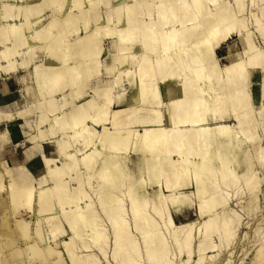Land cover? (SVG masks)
I'll use <instances>...</instances> for the list:
<instances>
[{"label":"bare ground","instance_id":"obj_1","mask_svg":"<svg viewBox=\"0 0 264 264\" xmlns=\"http://www.w3.org/2000/svg\"><path fill=\"white\" fill-rule=\"evenodd\" d=\"M12 1L14 0H4V4L2 3L6 10L2 19L6 23L0 26V41H11L13 46L0 52V60L7 61L6 64H0V73L2 70L5 73L15 70L13 58L26 38L20 28L22 23H17L14 19L16 15L12 14ZM33 1L28 0L29 3ZM73 1V7L79 10V14L71 9L63 18L55 16L52 19L53 16H50L52 20L43 27H37L43 17L40 11L45 5H61L60 0H44L37 8L32 4L28 6V12L24 16V22L34 27L33 35L28 40L29 47L37 48L34 41L45 42L43 46L40 44L42 48H38V51L45 47L49 54L46 59L48 63H41L35 68L44 96H49L46 100L48 110L58 109L54 95L64 93L67 87L71 91L64 93V97L68 95L73 100L82 97L89 80L99 72L103 36L115 38L119 44L117 69L121 71L115 78L116 86L123 83L124 76L131 77L133 70L129 64L137 67L136 74L130 78L137 83V94L133 97L135 102L114 109L108 117L107 106L113 105L114 95L113 88H104L93 90L100 101L92 102L88 98L80 105H73L68 112L70 119L67 115V122L65 116L63 120L55 115L57 118L54 117V121H65L64 125L57 123L62 128L68 124L67 128L72 124L79 127L77 130L72 125L76 132L67 138L63 131L66 126L60 128L65 137L55 140L57 157L45 156L48 173L56 177L53 179L55 187L50 190L35 188L31 179L24 175V167L17 166L14 172L20 174V181L12 176L9 188L14 208H32L35 198L41 206L40 214L59 205L61 216H64L67 227L73 231L70 242L64 243L69 261L71 264H98L96 260H90L89 256L81 258L73 250L77 235L88 229L92 245L99 248L101 254H105L102 242L106 235L103 227L98 225L93 204L86 201L85 205H81V200L89 196H85L84 184L96 177L100 184L101 211L107 213L114 226L113 258L120 259L119 264H142L139 241L133 238L135 236L131 232L130 222L125 218L128 210L124 201L115 194L118 182L125 176L130 179L125 193L132 197L129 207L132 210V226L144 241L146 259L152 264L170 262V246L167 235L162 230V226H165L171 238L174 239L175 235L178 237L179 233L183 235L180 239L175 237L179 239L177 248L179 251L185 248L189 257L193 253L194 239L199 234L203 235L198 241L196 250L201 254L195 264H209L208 259L216 256L208 255L206 251L217 248L209 240L211 233L223 230L230 238L239 226V220L232 216L229 205L231 197L227 190L230 184L236 186L244 180L248 189L252 190L259 183L257 177L240 175L237 169L246 155L244 145L247 142L254 144L255 139L262 143L260 136H257L258 124L254 116L256 108L261 110L260 102H250L246 86L251 85L256 74L261 73L263 52L253 49L249 31L244 35L239 32L244 31L247 26L244 18L237 17L230 10L233 8L231 0H88L89 9L88 5L84 6L85 0ZM233 1L240 15L244 0ZM21 6H17L18 10ZM100 6L106 8L105 14ZM94 9L96 12L91 15ZM31 12H36L38 16L31 18ZM256 19V27L261 26V19ZM80 20H86L83 32L85 37L72 42L69 36L76 29L78 32L77 23ZM260 28L258 30L264 34V27ZM237 32L243 49L237 54L230 51L237 59L231 65L221 68L220 61L215 57L217 46L222 40L233 38ZM74 45L78 47L76 52L73 51ZM60 50L63 52L62 56H59ZM245 53L248 56L244 61L241 57H245ZM163 86L164 89L168 87L167 90L163 91ZM164 100L166 104L162 110L152 106L159 107ZM72 101L66 99V103L64 101L65 104L59 108ZM135 114L147 115L148 121L137 126L131 120L130 125L131 121L127 120ZM101 115L106 116L105 119L100 118ZM96 117L97 120L101 119L102 130L98 131L88 123V120L92 121ZM231 119L236 123H227ZM58 129L52 126L50 136H56ZM65 132L68 133V130ZM76 143H80L83 148L74 147ZM260 143L258 150L262 149ZM132 156H137L134 164L137 165L140 176H135L127 164ZM260 157L264 158L263 153ZM61 160V165L56 163ZM261 161L264 163V160ZM261 166L264 167L262 164ZM5 167L11 172L8 165ZM82 167L85 172H80ZM145 175H148L150 184L154 185L152 191L141 189L147 182ZM263 175L261 178L264 179ZM2 186L1 184L0 188ZM191 188L193 191H187ZM194 203L200 221L175 225L170 207ZM57 217L52 213L47 219L54 222ZM172 226L174 229L171 230ZM61 228V222L55 224L53 238ZM258 229L261 233L264 232V228ZM41 240L45 243V239L41 237ZM87 247L86 245L85 248ZM49 251H52L51 247Z\"/></svg>","mask_w":264,"mask_h":264},{"label":"rangeland","instance_id":"obj_2","mask_svg":"<svg viewBox=\"0 0 264 264\" xmlns=\"http://www.w3.org/2000/svg\"><path fill=\"white\" fill-rule=\"evenodd\" d=\"M43 1L44 0H34L33 3H29L28 0H14L11 2L13 6L11 10L12 14L16 15V18L14 19H16L15 21L17 23H22L20 28L22 30L23 35H25L24 37L26 38L23 39L22 44L18 47V51L13 58L16 65L15 70L9 73H5V71L2 70V72L0 73V185H3L1 187L2 189L0 188V264H71L68 259V252H65L66 248L64 243L70 242L73 237V231L69 229V227H67L65 223L66 220H64L63 218L64 216H61V208L59 207V205L55 206L53 209H51V211L48 210L47 212L45 211L44 214H40L39 210L41 209V206L39 203H37V200L35 198L32 208H14L15 203L10 198L11 191L9 192V190H11L9 188L11 187L10 185L12 181V176H14L15 180L20 181V174L14 171L17 166L21 165L24 167V175L31 179L35 188L44 187L45 189L50 190L51 188L55 187L56 183L54 180L56 179V177L48 173V166L46 165L45 156L57 157L58 154L55 140H58L60 138L63 139L65 137V134L67 135L65 138H67L69 135L75 134L76 130H73L72 127L74 129L79 128L78 126L77 128L76 126L74 127V125L72 124L73 126L70 125V127L72 126L71 130L73 131H69L70 127L67 128L69 124L67 126L65 125L66 129L68 130L67 133L65 132V126L63 127L65 130L61 127V125H64L66 120L68 121V118L70 119L68 112L73 108V105H80L81 102L84 101V99L86 100L88 98L92 99V102L96 100L100 101L101 99L94 95L93 90L113 88L112 94L114 95V103L109 107L107 106V108L109 109L108 117H110L114 109L122 108L135 102V99H133V97H135V95L137 94V83L133 80H130V78L132 79V77L136 74L135 72L137 67L135 66L131 67L129 64L130 69L133 70V73L130 78L124 76L123 83H120L121 85L118 84L119 86H116L114 84L116 76L121 71L120 69H117L119 44H117L115 38H112L110 36H103V38H101L102 53L99 58V72L96 73L91 78V80H89L82 97L76 98L75 100L70 99L71 96L69 97L68 95L64 97V93L68 94V92L71 91V88L67 87L64 93H57L56 95H54L58 109L51 110L49 108L48 110L46 100L49 98V96L46 94L44 96L43 88L41 87V84L38 80L35 68L36 65H46L48 63L46 59H48L49 54L45 47H43V50H40L42 48L40 47V44H42L43 46L45 42L39 41V43L37 41H34L33 44H35V47L37 48L29 47L28 40H30L31 35H33L34 27L31 26L32 24H28L26 23V21L24 22L25 12H28L30 5L33 4V6L35 5L37 8V5H39ZM85 1L86 2H84V6L86 7V5H88L87 8L89 9V2L88 0ZM231 1L233 8L231 7L232 9L230 10L233 12V14L235 13L237 17L244 18V22H246L247 30H240L239 32L244 35L246 31H249L250 35L249 33L248 35L252 40V45L254 44L253 49L256 48V50L263 52L261 57L263 58L262 61L264 62V34L258 30H261V26L264 27V0H244V11L242 10L243 12H239V14L241 13L240 15H238L237 13L239 10L234 4V1ZM60 2L61 5H45L42 8L40 13L43 17L41 22L37 24V27L45 26L55 16L58 18L65 17L69 13V11H71V9L74 11V13L79 14V10L73 7V0H60ZM2 3L4 4V0L0 2V26L6 23L5 20L2 19V16L6 11L5 8H3ZM18 5H22L20 10H18L17 8ZM100 8L104 11L105 14L106 8L101 6ZM236 8L238 11L236 10ZM95 12L96 9L92 10L91 15ZM35 14L31 12V18L38 16L36 12ZM50 16H53L52 19ZM255 16L258 18V20L261 19V26L256 27L257 24L255 23L257 19ZM85 23L86 20H80L77 23L78 32L77 29L75 32L72 31L69 36V40L75 42L80 38L85 37L83 33L85 32ZM62 26L64 28L65 23H63ZM262 29L264 30V28ZM57 30L58 29H56V31ZM237 33H235V35L231 39L227 38L226 40H222V42H220V45L217 46L215 57L217 58V60L220 61L221 68H225L226 66L231 65V62L234 59H237V56L233 55V53L231 54L230 51L233 50L237 54V52L240 53L241 49H243V45L239 37L240 34L238 33V35ZM1 39L2 37L0 35V40ZM12 46L13 45L11 41H8L6 43H1L0 41V52L6 49V47ZM33 48L35 49V52L32 51ZM38 48H40V51H38ZM75 50H78L77 46L73 51ZM245 54V57L244 55L243 57H241L244 61L247 60L248 56V53ZM62 55L63 52L60 50L59 56ZM6 62V60H0V64H6ZM21 63L25 64L22 65ZM262 65L263 67L261 69V73L256 74L253 77L251 85L249 84L246 86L247 93H249L250 102L252 104L260 102L261 110L256 108L254 116L256 124H258L257 133L259 135H257V133L256 135L260 136L262 143H260L259 140V142H257V139H255L253 140L254 144L247 142V144L244 145L243 151H246V155L243 157L242 165L237 169V172L240 175L246 174L257 177L256 180L258 179L259 183H257L256 189L254 188L252 190L248 189V187L244 183V180L243 182L241 180L239 185L236 186L235 184H230L227 190V192L229 191V194H227L231 197L229 200V205L232 209V216L239 220V226H237L233 237L230 238L225 235V232H223V230H215L212 233L210 231L212 235L209 234V237L211 235V238L209 240H212V244L215 243L217 245V248L214 251H212L211 249H208L206 251L208 255L215 254L214 256H216L215 258L213 257L212 259H208L209 264H264V232L261 233L258 229L259 227L264 228V179L261 178V175L264 174V169L262 171V168L264 167L261 166V164L264 166V163H262L261 160H264V158L260 159L262 153L264 156V64ZM161 85L162 84H159V86ZM167 88L164 89L163 86V91L167 90ZM39 95H43V97ZM66 99L69 102H71L72 100L73 101L71 104L59 108L60 106L66 103ZM165 104L166 100L161 102V106L159 105V107L158 105L152 106H155V109L157 107V109L162 110V108H165ZM91 109L92 108L90 107V111ZM55 115L60 116L62 118L63 116H65L66 119L65 117L63 118V120L65 119V121H60L58 119L59 122L62 124H57L59 122L54 121V117L57 118V116ZM101 116L100 118L103 119H105L106 117ZM93 120H88L89 125L96 128L98 131L102 130V126L100 125L101 119L97 120L96 117V119ZM131 120L135 121L138 126L142 124V122L148 121V116L142 114H135V116H131V118L127 120V122H130ZM132 121L130 122V125H132ZM227 123L233 125L236 122L235 120L231 119L229 120V122L227 121ZM52 126L57 127V129L60 126L57 130L58 133L54 137L50 136ZM60 128L63 129L65 134L62 133L63 131ZM255 141L257 142V144ZM259 143L262 147V149L260 150H258ZM76 146L80 149L83 148L80 143H76L74 147ZM255 148L257 150H255ZM260 152L262 153L259 156ZM78 157H81V152L78 153ZM136 160L137 156H132L127 161V164H129V168L134 171L135 176H140L141 173L138 171L137 165L134 164V161ZM56 163L61 165L62 160L57 161ZM5 165L9 166L11 172L7 171V167H5ZM79 170H81L80 172L86 171L83 167ZM145 177L147 179V182L142 185L141 189L145 191H152L154 185L150 184L151 182L148 179V175H145ZM129 180V178L127 179V177L124 176V178H122V180L118 182L119 187L115 189V194L117 193L116 195H118L124 201L126 206L125 208L128 210L127 212L125 211L126 215H124L125 218L130 222L131 232L135 236L133 238L139 241L141 255L143 257L142 264H152V262L146 259L144 241L142 240L140 233L136 231L137 229L135 230L134 226H132V210H130L129 208L132 197L130 198L129 195L125 193L129 184L128 182H130ZM259 186L261 189L259 188ZM83 187L86 190L85 196L89 195V198L86 197L82 199L81 205H85L86 201L92 202L93 204V209H95L94 211L98 219V225L100 224V226L103 227V231H105L106 235V238L102 242L104 245L105 254H101L102 252L98 250L99 248L92 245L90 240L91 236H89L91 235V232L88 229H84L79 235H77L74 240L75 244L73 250L81 258L89 256L88 258L90 260H96L98 264H119L120 259H118L117 257L113 258L114 226L112 225V223H110L107 213L101 211L102 200H100L99 196V181H97L96 177H92L90 178V182L85 183ZM249 190L251 192H249ZM187 191H193V188ZM257 199L258 202H256ZM196 207V203L183 207L171 206L170 212L174 219L175 225H188L190 223H193L194 221H200L198 219ZM52 213L58 216L57 219H54L55 223L47 219L49 218V216L52 215ZM57 221L62 223L63 228H61L62 231L59 230L55 234V238H53V227L55 226V224L59 223ZM22 224H26L27 227H22ZM24 228L27 230H24ZM165 229V226H162V230L165 231L168 240L167 242L170 246V256L172 255L170 257V262L172 263L169 262L167 264H195L197 259L200 257L199 255L201 254L196 249H198L197 246L200 242V239H202L203 235L199 234V236L197 235L194 239L192 247L193 253H191V258L188 256L186 252L187 250H185V248L183 249V251H179L177 248V243L179 239L183 237V235L179 233V239H177L178 237L176 235L175 237L177 238L175 239L174 237L173 239L171 238L169 231ZM170 229L172 230L174 229V227L172 226ZM40 236L45 239V243L41 240ZM209 240L208 243H211ZM86 245L88 246L87 248H85ZM49 246L52 248V251L54 250L53 253L52 251H49Z\"/></svg>","mask_w":264,"mask_h":264}]
</instances>
